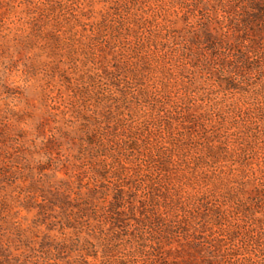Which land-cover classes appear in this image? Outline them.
Masks as SVG:
<instances>
[{
    "label": "trees",
    "instance_id": "16d2710c",
    "mask_svg": "<svg viewBox=\"0 0 264 264\" xmlns=\"http://www.w3.org/2000/svg\"><path fill=\"white\" fill-rule=\"evenodd\" d=\"M10 49L41 66L48 142L73 133L48 159L67 212L137 201L160 263L264 264V0H0Z\"/></svg>",
    "mask_w": 264,
    "mask_h": 264
},
{
    "label": "rangeland",
    "instance_id": "374dc122",
    "mask_svg": "<svg viewBox=\"0 0 264 264\" xmlns=\"http://www.w3.org/2000/svg\"><path fill=\"white\" fill-rule=\"evenodd\" d=\"M7 54L0 68V264H163L154 213L142 212L137 201L122 213L107 202L97 206L109 211L67 212L75 196L60 186L63 169L51 170L48 159L66 154L73 133L59 137L60 146L48 142L55 125L43 102L38 59L17 49ZM24 65L31 68L26 76ZM189 248H166L167 264H200Z\"/></svg>",
    "mask_w": 264,
    "mask_h": 264
}]
</instances>
